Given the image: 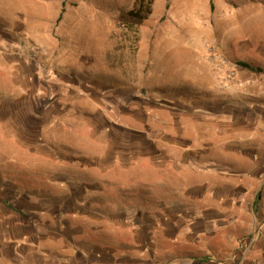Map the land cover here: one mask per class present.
Here are the masks:
<instances>
[{
    "label": "rangeland",
    "instance_id": "1",
    "mask_svg": "<svg viewBox=\"0 0 264 264\" xmlns=\"http://www.w3.org/2000/svg\"><path fill=\"white\" fill-rule=\"evenodd\" d=\"M136 1L0 0V264L19 241L63 264H154L165 242L145 238L173 234L189 153L254 150L215 162L250 192L248 173L264 180V0H144L127 25Z\"/></svg>",
    "mask_w": 264,
    "mask_h": 264
},
{
    "label": "crops",
    "instance_id": "2",
    "mask_svg": "<svg viewBox=\"0 0 264 264\" xmlns=\"http://www.w3.org/2000/svg\"><path fill=\"white\" fill-rule=\"evenodd\" d=\"M248 153L252 159H257L254 150L222 148L221 145L210 147L205 152L188 154L189 158L185 160H189V164H184V167L193 175L183 177L184 184L175 190L176 197L171 196L168 190L171 196L168 204L175 207L181 202L179 218L187 217L189 221L175 218L170 227L173 234L168 233L166 224L157 235L149 233L146 241L152 244L154 239H159L166 245L165 249L161 248L162 244L146 248L149 258H155L154 264H264V196L259 204L263 213H254L255 198L259 199L258 194L262 190L264 194L263 176L247 174L256 181L253 183H257V188L250 192L245 178L231 171L229 165L221 166L215 162L244 160L249 157ZM192 160L208 163L202 166ZM158 188L167 191L162 187L151 186L148 189L155 191ZM246 196H251V200L247 201ZM26 237L23 235L21 240ZM21 243L12 244L14 253L9 257L10 264H63L61 260H51L42 253L41 256L30 257V252H18ZM159 258L165 259L162 262Z\"/></svg>",
    "mask_w": 264,
    "mask_h": 264
},
{
    "label": "trees",
    "instance_id": "3",
    "mask_svg": "<svg viewBox=\"0 0 264 264\" xmlns=\"http://www.w3.org/2000/svg\"><path fill=\"white\" fill-rule=\"evenodd\" d=\"M146 4L144 0H137L134 9L121 17V21L127 25L131 24L139 26L150 14V7Z\"/></svg>",
    "mask_w": 264,
    "mask_h": 264
},
{
    "label": "built area",
    "instance_id": "4",
    "mask_svg": "<svg viewBox=\"0 0 264 264\" xmlns=\"http://www.w3.org/2000/svg\"><path fill=\"white\" fill-rule=\"evenodd\" d=\"M210 59L214 71H216L217 73H221L225 77L224 81L226 83L234 80V77L236 75L235 71L230 69V63L226 58H224L218 53L211 52Z\"/></svg>",
    "mask_w": 264,
    "mask_h": 264
}]
</instances>
